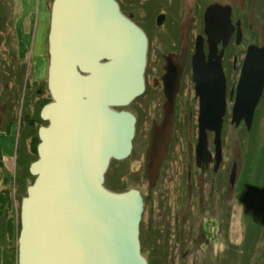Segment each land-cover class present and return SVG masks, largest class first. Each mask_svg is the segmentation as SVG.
<instances>
[{"label": "water", "instance_id": "95a60500", "mask_svg": "<svg viewBox=\"0 0 264 264\" xmlns=\"http://www.w3.org/2000/svg\"><path fill=\"white\" fill-rule=\"evenodd\" d=\"M214 5L209 16L220 15ZM207 14V15H208ZM229 23V20H228ZM1 27V16H0ZM228 27L209 28V54H217ZM241 41V33L238 35ZM221 56L205 62L199 38L193 82L199 99L198 168L223 162L222 131L227 115ZM50 103L41 111L34 183L21 203L18 264H149L142 252L145 204L140 190L106 187L113 161L132 155L136 118L127 108L145 92L148 38L116 0H53L49 33ZM165 77L166 95L175 98ZM264 93V46L248 48L231 124L250 131ZM214 135V152L209 134ZM237 168L231 174L234 184Z\"/></svg>", "mask_w": 264, "mask_h": 264}, {"label": "rangeland", "instance_id": "374dc122", "mask_svg": "<svg viewBox=\"0 0 264 264\" xmlns=\"http://www.w3.org/2000/svg\"><path fill=\"white\" fill-rule=\"evenodd\" d=\"M257 1L260 5L256 11L245 16L253 30L240 50L250 44L264 45V7L260 8L263 0ZM144 2L150 6V0ZM52 3L53 0H0V153L16 160L12 164V183H7L10 207H2L0 201V264H16V249L18 259L19 236L16 237L15 230L19 229L21 203L27 197V189L21 191L17 182L24 173L22 166L36 159L31 154L37 133L32 130L33 137L28 134L31 129L24 124V117L34 118L37 106L49 98L46 34ZM194 17L195 14L190 30L193 37L198 33ZM41 28H44V57L32 54L25 63L23 60L30 55L32 47L39 46L37 38L40 40ZM189 93L193 98L196 95L195 91ZM194 103L189 105L193 116L185 113L186 117H181L174 126H153L143 121L133 141L132 155L122 163L112 164L105 184L114 192L138 189L150 194L154 188V201L147 198L152 205L158 202L151 221L158 236L148 232L151 226L147 206L141 223L145 243L142 251L145 257L155 261L152 264H264V93L250 131L243 122L238 128L232 125V107L227 108L222 131L224 159L219 177L222 185L214 196L210 195V184L206 183L211 182L213 170L208 174L201 170L197 173L195 148L199 114L193 110ZM136 108L134 103L129 109ZM24 132L28 135L24 136ZM152 134H155L153 139ZM213 140L214 135L210 133L212 152ZM234 166L237 174L232 185ZM1 168L2 165L0 183ZM32 183L27 180L26 188ZM177 187L182 189L177 191ZM254 238L258 241L252 250ZM153 244L161 246L158 256L152 251Z\"/></svg>", "mask_w": 264, "mask_h": 264}, {"label": "flooded vegetation", "instance_id": "af4514ba", "mask_svg": "<svg viewBox=\"0 0 264 264\" xmlns=\"http://www.w3.org/2000/svg\"><path fill=\"white\" fill-rule=\"evenodd\" d=\"M116 1L120 5L122 13L128 19L137 24L145 32L148 38V63L145 72V92L127 108L119 109L127 111L135 116L136 134L140 128V124L145 120L148 121V124L149 122L150 124L152 123L151 125L153 126L163 124L166 127L167 125H176L182 120L181 117H186V114L193 116L192 108L189 106L192 101L195 102L193 110H196V113L199 114V99L196 95L193 98L189 93L195 91V83L193 82V57L196 53V45L199 38L203 43L204 51L206 53V64L210 63L211 58L213 62H215L216 58L220 57L222 51L224 50L221 64L224 70L227 85V108L229 106L233 108L241 81L242 69L247 50L250 46L256 45L250 44L245 48V50H240L242 48L241 46L243 44L245 45L249 41L248 36L253 30V26L248 25L245 16L247 14H253L256 11V7H259L260 1L258 3L257 0H150V6H148L144 0ZM214 5L222 7L220 10L221 13L220 15L219 13L216 15L213 11L211 16H209V9ZM263 7L264 0L263 6L260 8L263 9ZM194 14V18L196 19L195 24L198 27V33L195 37H193L190 32L192 29ZM49 20L51 22V13ZM225 24L227 25V31L231 34V36L226 45L224 40L219 42L216 55H210L209 28L217 30L220 27H224ZM170 29L173 31L171 34H167ZM49 33L50 25L49 31L46 34L48 59H50ZM239 33H241L240 42L238 41ZM169 68L173 71V77L170 80V84L174 85L173 88L176 92L173 101H169L166 95L165 77L168 74ZM134 103H137V108L130 110L129 108L131 105L133 106ZM187 106H189V109ZM187 110L189 113H187ZM242 124L245 123L243 122ZM154 135L152 134L150 137L153 139ZM220 168L221 164L218 168H216V162L213 161L208 167L198 168L197 170L198 174L200 173V170L205 172V174L209 170H213L212 172L215 178L212 176L211 182L207 178L208 181L206 182L207 184H210L211 196H214L215 191L218 193V187H221L222 185V181L219 178ZM180 186L183 185L181 184ZM179 187L176 188L177 191L182 189ZM153 189H151L152 192L150 194L143 193L141 190L140 192L143 197L144 204L147 206L148 220L150 226L152 227H150L148 232L152 236H156V228L153 229V223L151 221L153 220L152 217L156 215L154 211L156 206L158 207V202L155 203V205H152L151 202H148L147 198L149 196L150 200L153 199ZM177 196L178 195L176 193L175 201H177ZM199 206L202 207L201 204ZM176 216L178 218L177 211L175 213V217ZM175 225L179 230L180 227L177 225V222ZM141 235V243L144 249L145 243L143 240V229H141ZM151 235L149 236L151 237ZM177 246H179V244H177ZM160 247V244L157 246L153 244L151 247L155 256H158V253H160ZM151 248L149 249L150 251ZM151 254L153 253L151 252ZM148 261L149 264L155 262L149 259Z\"/></svg>", "mask_w": 264, "mask_h": 264}, {"label": "trees", "instance_id": "16d2710c", "mask_svg": "<svg viewBox=\"0 0 264 264\" xmlns=\"http://www.w3.org/2000/svg\"><path fill=\"white\" fill-rule=\"evenodd\" d=\"M22 77L20 76L19 77V79H21ZM46 90H47V86H46ZM51 100H50V98H48V99H45V102L43 103V104H41V105H39V106H37L38 108H37V111H36V115H35V117L34 118H30V116L29 115H26L25 117H24V124H26L27 125V127H28V129L30 130L31 129V132L30 133H28V134H31L32 135V130L35 132V133H37V135L35 136V137H33V135H32V137H33V140H34V146H33V153L31 154V155H33L34 154V156H36V159L35 160H32L29 164H28V166H26V167H24L23 166V171H22V177H20L21 179H19V182H17L18 183V185L20 186V188H22L21 189V191L22 190H26L27 188H26V186H25V183H26V181L27 180H31L33 183H34V181H35V177L34 176H32L31 175V173H30V165L32 164V163H34L35 161H37L38 160V154H37V147H38V145H39V143H40V139H39V137H38V130H39V128H41V127H43V126H47L48 124L45 122V121H43L42 119H41V116H40V112H41V109L45 106V104H48L49 102H50ZM8 131V130H7ZM26 132H24V136H27L28 135ZM22 135V134H21ZM31 135H29V137H31ZM25 138V137H24ZM2 156H1V153H0V158H1ZM118 162H120V163H122L123 161H113L112 162V164H116V163H118ZM112 164H111V166H112ZM17 180V179H16ZM259 179H257V181H258ZM17 183H15V185H17ZM32 183V184H33ZM106 187H107V185H106ZM27 191V190H26ZM112 191H115V190H112ZM116 192H119V191H116ZM122 192H126V190L125 191H122ZM8 194V192H5V194L4 193H1L0 194V201L3 203L1 206L2 207H7V208H9L10 207V203H11V201L9 200V198H7L6 200H4V198H3V196L4 195H7ZM1 206H0V209H1ZM20 214H21V210H20ZM20 221V220H19ZM20 230H21V222H19V229L18 230H15V234H16V237H18L19 236V233H20ZM256 237V236H255ZM19 238V237H18ZM258 241V239L257 238H254L253 240H252V250L253 249H255V246H256V242ZM15 255H16V257H15V259H16V264H18V259H17V249H16V252H15ZM157 263H159L158 261H156Z\"/></svg>", "mask_w": 264, "mask_h": 264}, {"label": "crops", "instance_id": "0c3cea01", "mask_svg": "<svg viewBox=\"0 0 264 264\" xmlns=\"http://www.w3.org/2000/svg\"><path fill=\"white\" fill-rule=\"evenodd\" d=\"M43 30H44V28H41L40 29V31H39L40 34L43 32ZM35 31H37V30L35 29ZM37 41L39 42L38 43V45H39L38 48H36V49L34 48L33 49V47H32V51L30 52V55L26 56L24 58V60H23L25 63L27 62V60H29V57H31L32 54H36L38 56H43L44 57V52H43L44 51L43 50V44H44L43 43V33L41 34L40 40H39V37H38L37 38ZM37 41H36V44H37ZM15 161L16 160H13L11 158H9V159L5 158L3 156V154H2V157L0 158V166L2 165V168H1V170H2V181L0 183V185L2 186V188H0V193H4L5 194V192H8L7 195H4L3 196L4 200H6L7 198L10 197L9 184L12 183L11 182L12 181L11 180L12 179L11 171L14 172V169L12 167V164H14ZM5 166H6L7 169H5ZM22 169H23V166H22ZM7 183H9V184H7ZM9 200L11 201V198H9Z\"/></svg>", "mask_w": 264, "mask_h": 264}, {"label": "bare ground", "instance_id": "6f19581e", "mask_svg": "<svg viewBox=\"0 0 264 264\" xmlns=\"http://www.w3.org/2000/svg\"><path fill=\"white\" fill-rule=\"evenodd\" d=\"M50 97V96H49ZM51 100V99H50ZM50 103V102H49ZM120 193V192H119Z\"/></svg>", "mask_w": 264, "mask_h": 264}]
</instances>
